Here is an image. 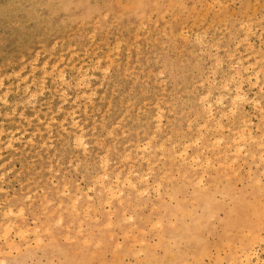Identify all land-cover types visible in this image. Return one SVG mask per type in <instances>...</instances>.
I'll list each match as a JSON object with an SVG mask.
<instances>
[{"label":"rangeland","instance_id":"374dc122","mask_svg":"<svg viewBox=\"0 0 264 264\" xmlns=\"http://www.w3.org/2000/svg\"><path fill=\"white\" fill-rule=\"evenodd\" d=\"M0 82V264L264 263V0H0Z\"/></svg>","mask_w":264,"mask_h":264},{"label":"bare ground","instance_id":"6f19581e","mask_svg":"<svg viewBox=\"0 0 264 264\" xmlns=\"http://www.w3.org/2000/svg\"><path fill=\"white\" fill-rule=\"evenodd\" d=\"M215 2V1H214ZM207 3V2H206ZM217 5H218V3H217ZM194 6V5H193ZM213 7V6H212ZM207 10V9H206ZM209 10V9H208ZM205 12V11H204ZM253 16V15H252ZM201 17V16H200ZM260 21V20H259ZM248 24H250L249 22H247ZM238 26H240V25H238ZM224 28V27H223ZM239 28V27H238ZM249 28H250V25H249ZM248 28V29H249ZM245 30V29H244ZM255 30V29H254ZM202 31H204V30H202ZM180 33H181V30L179 31ZM245 34H247V33H245ZM204 36V35H203ZM186 37V36H185ZM185 37H184V39H185ZM246 37V36H245ZM260 37V36H259ZM197 39V38H196ZM243 39V38H242ZM134 40V39H133ZM186 40V39H185ZM188 40V39H187ZM245 40V39H244ZM204 42V41H203ZM237 42V41H236ZM240 42V41H239ZM245 42V41H244ZM195 43V42H194ZM238 43V42H237ZM198 44V43H197ZM207 44V43H206ZM198 46H200V45H198ZM247 46V45H246ZM236 47V46H235ZM252 49V48H251ZM205 51V50H204ZM216 52V51H215ZM200 53V52H199ZM230 55H232V53L230 54ZM256 55V54H255ZM215 56L216 55H214V56H211V57H214L215 58ZM253 56V55H252ZM248 57V56H247ZM217 58V57H216ZM226 58H231V57H229V56H227ZM217 61H218V59H217ZM255 61V60H254ZM257 61H258V59H257ZM62 62V61H61ZM238 62V61H237ZM217 64V63H216ZM230 64V63H229ZM55 65V64H54ZM220 65V64H219ZM56 66V65H55ZM236 66V65H235ZM71 68V67H70ZM69 68V69H70ZM94 68V67H93ZM231 69H233V68H231ZM244 69H246L245 67H244ZM19 70V69H18ZM23 70V69H22ZM60 70V69H59ZM92 70V69H91ZM214 70H215V67H214ZM213 70V71H214ZM61 71V70H60ZM236 71V70H235ZM245 71V70H244ZM161 72V71H160ZM212 72V71H211ZM58 73V72H57ZM256 73V72H255ZM54 74V73H53ZM58 74H60V73H58ZM84 74V73H83ZM159 73H157V75H158ZM234 74V73H233ZM207 75V74H206ZM235 75H238V72H237V74H235ZM255 75V74H254ZM59 76V75H58ZM85 76V75H84ZM105 76V75H104ZM233 76V75H232ZM48 77V76H47ZM257 77V76H256ZM59 78V77H58ZM208 78V77H207ZM232 78V77H231ZM82 79V78H81ZM233 79V78H232ZM206 80V79H205ZM25 81V80H24ZM61 81V80H60ZM210 81V80H209ZM226 81V80H225ZM31 82V81H30ZM42 82H43V80H42ZM1 83V82H0ZM61 83H62V81H61ZM66 83H67V81H66ZM202 84V83H201ZM221 84V83H220ZM253 84V83H252ZM41 85V84H40ZM222 85V84H221ZM66 86V85H65ZM226 86V85H225ZM224 86V87H225ZM74 87V86H73ZM202 87V86H201ZM223 87V86H222ZM223 87V88H224ZM236 87H238V86H236ZM251 87H252V85H251ZM41 88V87H40ZM74 88H76V87H74ZM25 89V88H24ZM206 89V88H205ZM23 90V89H22ZM43 90V89H42ZM64 91V90H63ZM240 90H239V88H237V90H236V95H237V97H241V98H244L245 99V96H243L242 94H240V92H239ZM34 92V91H33ZM206 92V91H205ZM142 93V92H141ZM40 94V93H39ZM61 94V93H60ZM206 95V94H205ZM235 95V96H236ZM6 96V95H5ZM30 96V95H29ZM203 97V96H202ZM205 97V96H204ZM216 97V96H215ZM237 97H234V96H232V98H234L233 100H232V107H233V105L235 104V102L237 103V100H240V99H236V101H235V98H237ZM231 98V99H232ZM75 99H77V98H75ZM203 99V98H202ZM219 99V98H218ZM222 99V98H221ZM221 99H220V101L219 102H221ZM244 99H242V101L244 100ZM74 101V100H73ZM207 101V100H206ZM234 101V102H233ZM245 101V100H244ZM28 102V101H27ZM73 103V102H72ZM215 103V102H214ZM234 103V104H233ZM128 104V103H127ZM210 104V103H209ZM207 105V104H206ZM216 105V104H215ZM221 105V104H220ZM238 105V104H237ZM235 106V105H234ZM205 108V107H204ZM211 108V107H210ZM234 109L236 108V107H233ZM84 110H86V109H84ZM138 110V109H137ZM230 110H231V108H230ZM233 110V109H232ZM72 111V110H71ZM137 112V111H136ZM230 112H232V111H230ZM55 114V113H54ZM74 115V114H73ZM227 115V114H226ZM231 115V114H230ZM19 116H21V115H19ZM157 116V115H156ZM159 116V115H158ZM195 116H196V114H195ZM220 116V115H219ZM222 116V115H221ZM136 118V117H135ZM159 118V117H158ZM37 119V118H36ZM137 119V118H136ZM161 119V118H160ZM193 120V119H192ZM219 121V120H218ZM241 121H242V119H241ZM218 123V122H217ZM216 123V124H217ZM232 123V122H231ZM101 124V123H100ZM206 124V123H205ZM247 124V123H246ZM230 125V124H229ZM116 126V125H115ZM221 126V125H220ZM158 127V126H157ZM80 128H81V126H80ZM93 128V127H92ZM187 128V127H186ZM218 128V127H217ZM222 128V127H221ZM205 129V128H204ZM209 129V128H208ZM243 129V128H242ZM18 130V129H17ZM188 130V129H187ZM222 130V129H221ZM245 131V130H244ZM110 132V131H109ZM207 132V131H206ZM248 132H249V130H248ZM109 134V133H108ZM201 135V134H200ZM239 135V134H238ZM33 136V135H32ZM203 136V135H202ZM189 137V136H188ZM222 137V136H221ZM241 137H242V135H241ZM80 137H76V139L75 140H77V142H79L80 141V139H79ZM190 138V137H189ZM201 138V137H200ZM240 138V137H239ZM10 139V138H9ZM219 139V138H218ZM233 139V138H232ZM13 140V139H12ZM79 140V141H78ZM196 141H197V139H195ZM214 141V140H213ZM216 141V140H215ZM220 141V140H219ZM242 141V140H241ZM103 142V141H102ZM195 142V141H194ZM30 143V142H29ZM76 143V142H75ZM191 143V142H190ZM9 144V143H8ZM77 144H79V143H77ZM80 144H81V141H80ZM101 144V143H100ZM162 144V143H161ZM160 144V145H161ZM193 144V143H192ZM216 144V143H215ZM7 145V144H6ZM6 145H4V146H6ZM186 145V144H185ZM188 145V144H187ZM256 145L258 146V147H261V149L264 151V142H262V141H259V143L257 142L256 143ZM197 146V145H196ZM59 147H61V146H59ZM73 147H75V145L73 146ZM80 147V146H79ZM187 147V146H186ZM212 147V146H211ZM214 147V146H213ZM238 147H240V146H238ZM216 148V147H215ZM226 148V147H225ZM136 149V148H135ZM163 149V148H162ZM203 149V148H202ZM212 149V148H211ZM217 149V148H216ZM183 151V150H182ZM181 151V152H182ZM202 151V150H201ZM186 152V151H185ZM141 153V152H140ZM183 153V152H182ZM264 153V152H263ZM141 156H142V154H140ZM196 155V154H195ZM194 155V156H195ZM262 155H264V154H262ZM177 156H178V154H177ZM182 156V155H181ZM192 157V156H191ZM254 157V156H253ZM259 157H261V156H259ZM264 157V156H263ZM141 158V157H140ZM143 158V157H142ZM141 158V159H142ZM148 158V157H147ZM225 158V157H224ZM250 158H252V157H250ZM122 159V158H121ZM146 159V158H145ZM144 159V160H145ZM181 159H183V158H181ZM218 159V158H217ZM261 159V158H260ZM10 160V159H9ZM174 160H175V158H174ZM191 160H194V161H198V157H197V155H196V157L194 158L193 157V159H191ZM207 160V159H206ZM264 160V159H263ZM124 161V160H123ZM186 161V160H185ZM224 161V160H223ZM107 162V161H106ZM146 162H148V160L146 161ZM183 162V161H182ZM188 162V161H187ZM233 162H234V160H233ZM108 163V162H107ZM194 163V162H193ZM192 163V164H193ZM205 163V162H204ZM101 164V163H100ZM153 164V163H152ZM205 165V164H204ZM218 165V164H217ZM221 165V164H220ZM224 165V164H223ZM227 166V165H226ZM225 166V167H226ZM139 167V166H138ZM132 168V167H131ZM192 168V167H191ZM212 168H213V166H212ZM130 169V168H129ZM178 169V168H177ZM214 169V168H213ZM204 170V169H203ZM207 170V169H206ZM230 170V169H229ZM145 171V170H144ZM215 171V170H214ZM109 172V171H108ZM169 172V171H168ZM104 173V172H103ZM176 173H177V171H176ZM235 173V172H234ZM118 174V173H117ZM129 174V173H128ZM103 175V177H105L106 175L105 174H102ZM105 175V176H104ZM148 175V174H147ZM163 175V174H162ZM203 175V174H202ZM117 176V175H116ZM115 176V177H116ZM146 177V176H145ZM148 177V176H147ZM96 178V177H95ZM100 178V177H99ZM140 178V177H139ZM160 178V177H159ZM182 178V177H181ZM103 179V178H102ZM201 179H202V177H201ZM95 180V179H94ZM115 180H116V182L118 181L116 178H115ZM115 180H113V181H115ZM126 180V179H125ZM97 181V180H96ZM122 181V180H121ZM101 182H102V180H101ZM126 182V181H125ZM130 182V181H129ZM142 182V181H141ZM146 182V181H145ZM100 183V182H99ZM131 183V182H130ZM122 184V183H121ZM157 185V184H156ZM159 185V184H158ZM157 185V186H158ZM92 186V185H91ZM110 186V185H109ZM116 186V185H115ZM93 187V186H92ZM117 187V186H116ZM133 188H134V186H133ZM105 189V188H104ZM108 189H110V187L108 188ZM143 189H145V188H143ZM88 190V189H87ZM93 190V189H92ZM117 190V189H116ZM115 190V191H116ZM142 190V189H141ZM157 190V189H156ZM105 191H107V192H109V193H113V194H115L112 190L110 191V190H105ZM118 192V191H117ZM139 191H137L136 193H138ZM144 192V191H143ZM157 192V191H156ZM109 193H108V196H109ZM111 193V194H112ZM112 194V195H113ZM118 194H119V192H118ZM166 195V194H165ZM116 196H117V193H116ZM44 197V196H43ZM126 198V197H125ZM174 199V198H173ZM175 200V199H174ZM207 200V199H206ZM105 202V201H104ZM107 202V201H106ZM120 202V201H119ZM263 204H264V201H263ZM107 205V204H106ZM73 209V208H72ZM9 210V209H8ZM17 213V212H16ZM53 213V212H52ZM87 213V212H86ZM78 214V213H77ZM19 217V216H18ZM21 219V218H20ZM108 224V223H107ZM157 224V223H156ZM110 225V224H109ZM108 225V226H109ZM179 229V228H178ZM129 230V229H128ZM25 231H21L20 233L22 234V233H24ZM7 233V232H6ZM25 233H27V232H25ZM78 233V232H77ZM18 234H19V231H18ZM36 234V233H35ZM155 237V236H154ZM255 238V237H254ZM134 239V238H133ZM24 240V239H23ZM37 240H39V239H37ZM71 240V239H70ZM240 240V239H239ZM254 241V240H253ZM35 244H36V241H35ZM87 244H88V242H87ZM117 245H118V243H117ZM133 245V244H132ZM156 247V246H155ZM239 247V246H238ZM242 252H243V254H245L246 252H247V250L246 249H243L242 250ZM241 252V253H242ZM263 252V251H262ZM253 253V252H252ZM251 253V254H252ZM248 254V253H247ZM116 256V255H115ZM247 257L249 256V257H252V256H250V254H248V255H246ZM254 256V255H253ZM244 257H245V255H244ZM242 258V260H244L245 258ZM246 257V258H247ZM254 257H256V256H254ZM254 257H252V258H254ZM123 258V257H122ZM200 259V258H199ZM248 259V258H247ZM250 259V258H249ZM235 260V259H234ZM143 261V260H142ZM256 261V260H255ZM241 262V261H240ZM244 262H245V260H244ZM247 262V261H246ZM255 263V262H254ZM255 264H257V261H256V263ZM259 264H260V262H259ZM264 264V263H263Z\"/></svg>","mask_w":264,"mask_h":264}]
</instances>
